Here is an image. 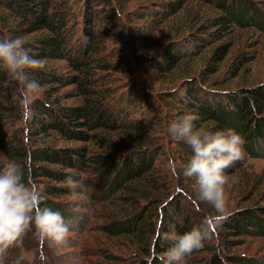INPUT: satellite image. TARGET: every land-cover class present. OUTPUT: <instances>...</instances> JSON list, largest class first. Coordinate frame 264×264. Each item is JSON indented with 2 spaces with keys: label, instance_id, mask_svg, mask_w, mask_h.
<instances>
[{
  "label": "rangeland",
  "instance_id": "1",
  "mask_svg": "<svg viewBox=\"0 0 264 264\" xmlns=\"http://www.w3.org/2000/svg\"><path fill=\"white\" fill-rule=\"evenodd\" d=\"M98 1L99 4L91 3L93 15L104 8L107 13L114 12L116 18L111 24L92 26L94 32L101 34L94 39L100 65L92 83L104 94L101 99L106 106L127 117L119 122L144 125V131L135 136L119 130L100 132L99 138L111 143V153L121 161L119 170H122L125 157L137 153L147 156L154 153L153 169L140 179L115 186V190L110 187L115 174L108 177L106 172L94 170L82 174L91 189L86 197L91 211L76 217L77 231L71 234L74 246L55 255L46 243L32 236L30 230L16 246L0 254V264H71L69 257L73 255L77 257L75 264H163L165 252L155 250L156 234L141 243L126 230L133 229L134 223L138 224L143 217L147 220L151 217L157 228L160 222L157 214H166L174 204L199 213L201 223L218 215L211 206L198 201L194 179L182 176L183 165L190 156L188 146L170 139L165 129L179 113L175 108L176 99L184 94L189 83L209 95L248 96L247 90L264 86V27L233 24L228 36L221 39L213 36L206 41L217 31V27L210 26L214 19L218 16L230 18L218 6L219 0H184L179 10L167 17L153 14V9L163 10L162 3L178 0H107L108 7ZM245 1L253 6V12L264 17V0ZM67 8L70 11L68 35L71 45L78 49L86 40V24H83L86 9L83 2L75 1ZM15 28H21L20 22L0 7V39L17 37L12 32ZM43 35L23 38L27 44ZM200 43L203 45L199 46ZM222 46L224 51L216 58ZM173 47L180 49L181 59L173 68L160 70L158 66L164 64L165 50L174 51ZM37 70L62 78L80 75L67 61L43 60V67ZM50 88L54 94L48 98L46 94ZM75 90L74 85L44 83L32 101L42 99L58 107H75L79 104ZM260 118L264 120V114ZM49 143L56 148L88 146L89 157L104 154L95 142L74 143L52 137ZM8 163L0 151V167ZM230 168V172L224 170L225 212L223 219L209 224L210 238L205 243L208 250L186 257L183 264H264V234H259V227L247 225L255 233L237 236L230 234L235 233L234 229L229 230L221 224L232 215L251 211L256 215L251 218L264 225V138L253 150L244 146L242 158L234 161ZM59 185L67 188L65 184ZM37 187L42 191L41 186ZM56 201L70 217L73 215L71 195L61 196ZM122 228L121 234H114Z\"/></svg>",
  "mask_w": 264,
  "mask_h": 264
},
{
  "label": "trees",
  "instance_id": "2",
  "mask_svg": "<svg viewBox=\"0 0 264 264\" xmlns=\"http://www.w3.org/2000/svg\"><path fill=\"white\" fill-rule=\"evenodd\" d=\"M71 1L83 2L86 9L85 23H83L86 24L84 26L86 40L78 49L71 45V36L68 35L70 11L67 6ZM178 1L162 3L163 10L153 9L155 12L153 14L167 17L176 13L184 0ZM208 1L212 2V0ZM92 2L99 4L98 0H0V7L9 11L20 22L21 28L13 29L14 34L24 37L46 33L25 44V47L31 49L37 58L44 61H67L69 66L80 74L62 78L51 76L42 70L31 72V78L36 79L41 86L50 82L74 85L79 104L75 107H58L42 99L34 100L30 105L32 118L25 121L21 115L22 109L16 100L15 87L4 84L6 75L0 72V151L8 162L15 161L21 164L25 169L26 178L36 186L42 187L41 193L45 199L41 202V206L60 210L66 218L70 217L68 212L56 200L61 196L70 195L68 188L59 185L65 184L67 175L76 172L82 178V174H86L89 170L106 172L108 177L115 174L116 178L110 185L111 189L115 190V186L119 187L123 182L140 179L153 169L154 153H150L149 156L137 153L125 157L122 170H119L121 161L118 156L111 153V143L103 137L99 138L100 132L112 133L119 130H125L135 136L144 131V125L138 122H119L125 118L123 112L116 114L106 106L101 99L104 94L95 88V83H92L94 72L100 65V60L97 58L100 53L94 39L97 40L101 36L98 31L94 32L92 26L111 24L113 18H116L114 12L107 13L104 8L95 11L94 16L91 12ZM100 2L106 7L109 5L107 0ZM218 6L231 19L227 16H218L214 19L210 26L217 27V31L206 41L211 40L213 36L220 39L228 36L233 24L242 27L257 24L264 27V17L258 12H253V6L249 5L248 1L219 0ZM192 43L195 44L196 41ZM201 45L203 43L199 44ZM224 48L222 46L218 49L216 58H219V53L223 52ZM179 50L175 48L171 51L167 48L163 55L164 64H160L158 68L160 70L173 68L181 59L182 52ZM51 89L47 91L48 98L54 94ZM247 91L248 96L209 95L203 94L189 83L184 94L176 99L175 108L179 113L174 115V121L190 113L194 116L193 123L197 128L205 124L208 125L205 128L212 131L232 128L244 137V146L248 150H253V146H257L264 138V120L260 118V115L264 114V86ZM52 137L74 143L95 142L101 146L104 154L89 157L88 146L56 148L49 143ZM187 150L191 156V149L187 147ZM226 170L230 172V166ZM157 216L160 218L157 228L153 225L151 217L148 220L143 217L138 224L134 223L133 229L129 228L126 231L135 235L141 243H145L156 234L154 245L159 253L166 252L172 244L163 236L170 230L171 225L175 224L177 233H183L203 224L198 221L199 213L180 209L179 204L168 208L166 214L158 213ZM251 217L255 218L256 215L251 211H243L232 215L230 220H224L221 224L229 230L234 229L235 233L230 234L237 236L246 232L255 233L247 225L259 227V234H264V225ZM119 231H114V234H121L123 228ZM209 232L211 233L210 225ZM27 233L29 234L30 230ZM31 234L34 236L33 233ZM207 250L208 247L204 244L202 249L194 251L190 256Z\"/></svg>",
  "mask_w": 264,
  "mask_h": 264
},
{
  "label": "clouds",
  "instance_id": "3",
  "mask_svg": "<svg viewBox=\"0 0 264 264\" xmlns=\"http://www.w3.org/2000/svg\"><path fill=\"white\" fill-rule=\"evenodd\" d=\"M42 67L43 60L25 47L23 37L0 39V72L6 75L3 83L15 87L16 100L25 121L32 118V97L41 87L36 79L31 78V72ZM193 121L192 114H184L168 124L165 134L191 149V156L183 165L182 176L194 179L198 201L211 206L218 215L183 233H177L175 224L171 225L170 230L163 234L172 242L164 254L163 264H183L186 257L204 247L210 238L209 224L223 219L225 212L224 170L244 154L245 139L234 129L212 131L195 127ZM64 183L73 198L71 207L74 212L68 218L60 210L41 206L45 196L35 183L26 178L21 164L10 161L0 167V254L16 246L29 230L55 255L74 246L71 234L77 231L75 220L90 213L91 206L86 197L91 189L76 172L67 175ZM76 259L75 255L69 257L71 264H75Z\"/></svg>",
  "mask_w": 264,
  "mask_h": 264
}]
</instances>
